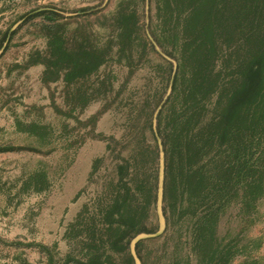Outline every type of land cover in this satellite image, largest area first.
<instances>
[{
  "label": "trees",
  "instance_id": "trees-1",
  "mask_svg": "<svg viewBox=\"0 0 264 264\" xmlns=\"http://www.w3.org/2000/svg\"><path fill=\"white\" fill-rule=\"evenodd\" d=\"M140 2L144 3L142 11ZM149 2L120 0L101 21L110 30L103 42L98 38L92 42L85 32L88 21L71 30L64 20L86 18L101 9L87 12L82 8L83 12L64 15L58 8L46 6L25 16L31 23L39 19L47 44L43 51L29 54L24 67L42 63L46 80L62 76L69 85L111 60H126L123 64L134 71L149 54L160 57L154 69L161 88L155 87L152 98L147 95L144 100V127L152 140L138 138L133 153L119 158L98 212L68 224L64 235L83 242L80 253L84 261L68 256L63 264L71 259L78 264H135L131 238L142 231L154 232L158 226L154 214L157 134L164 153L165 227L161 233L166 235L171 224L182 220L190 226L183 240L189 250L171 264H189L192 256L199 264H228L244 251L235 243H221L216 235L220 215L231 204H239L247 227L256 219L258 201L264 196V0H154V20L146 7ZM15 31L8 38L3 32L1 41L7 38L3 51ZM105 82L99 81L103 92L110 87ZM94 94L79 84L71 95L66 92L72 109L79 110ZM47 127L18 121V129L40 137L48 134ZM14 149L11 144L0 145V153ZM50 185L46 171L36 169L24 178L21 189L40 192ZM149 238L137 241L135 250L142 264H157L150 250L141 252ZM37 245L41 252L49 253L52 248ZM52 262L49 256V264ZM18 264L30 263L21 260Z\"/></svg>",
  "mask_w": 264,
  "mask_h": 264
},
{
  "label": "rangeland",
  "instance_id": "rangeland-1",
  "mask_svg": "<svg viewBox=\"0 0 264 264\" xmlns=\"http://www.w3.org/2000/svg\"><path fill=\"white\" fill-rule=\"evenodd\" d=\"M119 1L106 0L102 5L100 0H0V41L3 32H7L8 38L11 30H16L6 50L3 51L7 38L0 44V145L15 147L0 153V264H18L21 260L49 264V256L52 264H63L68 256L84 261L80 253L83 242L79 237L64 235L68 224L97 213L103 203L101 198L115 177L119 158L133 153L138 138L152 140L144 127V100L147 95L152 98L155 87L161 88L154 69L160 59L156 54H149L148 60L134 71L123 64L126 60L108 61L95 73L69 85L62 76H49L46 80L42 63L24 67L29 54L43 51L47 44L39 19L32 23L25 20L32 10L54 6L62 14L70 15L83 12L82 8H87V12L101 9L86 18L64 20L71 30L88 21L85 32L92 36V42L97 38L103 42L110 30L101 21ZM139 7L144 10V3L140 2ZM146 7L154 20V0ZM100 79L110 82L106 92L99 85ZM78 84L95 92L83 110L72 109V100L66 95L67 91L71 95ZM95 114L98 116L92 121ZM18 121L48 125V134L40 137L20 130ZM157 137L161 142L158 134ZM36 169L46 171L51 185L40 192H25L21 189L22 181ZM154 214L158 218L156 206ZM254 216L253 223L245 227L248 220L242 217L239 204H231L220 215L217 237L222 244L235 243L244 251L228 264H264V196L258 201ZM188 231L187 220L171 224L166 235L161 233L145 240L141 252L150 250L151 258L157 257V264L183 259L189 250V245L183 243ZM37 244L52 248L49 253L41 252ZM67 264L78 263L71 259ZM189 264L199 262L192 256Z\"/></svg>",
  "mask_w": 264,
  "mask_h": 264
},
{
  "label": "water",
  "instance_id": "water-1",
  "mask_svg": "<svg viewBox=\"0 0 264 264\" xmlns=\"http://www.w3.org/2000/svg\"><path fill=\"white\" fill-rule=\"evenodd\" d=\"M106 2V0L103 1L104 5ZM156 48L158 50L159 47L156 46ZM170 91V86L167 89L166 94H168ZM166 98V95L164 96L162 102L164 101V99ZM160 107V105L158 106V108ZM156 115V113H155ZM156 119L154 118V124ZM155 128V125H154ZM158 139V144H159V165H158V186H157V200H156V207H157V214H158V229L154 232H139L137 233L135 236H133L130 240V250H131V254L134 258V262L135 264H142L137 253L135 250V244L137 241L144 239V238H149V237H154L157 236L158 234H160L164 227H165V218L162 212V189H163V176H164V162H163V157H164V153L162 150V144L160 142V139L157 137Z\"/></svg>",
  "mask_w": 264,
  "mask_h": 264
}]
</instances>
